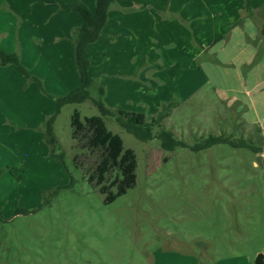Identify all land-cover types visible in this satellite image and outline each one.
Returning a JSON list of instances; mask_svg holds the SVG:
<instances>
[{
    "label": "rangeland",
    "instance_id": "374dc122",
    "mask_svg": "<svg viewBox=\"0 0 264 264\" xmlns=\"http://www.w3.org/2000/svg\"><path fill=\"white\" fill-rule=\"evenodd\" d=\"M2 14L6 34L21 21L29 30L7 4ZM24 50L32 56L26 47L7 53H18L39 81L10 65L20 87L0 85V264H194L195 257L212 264L233 255L255 264L264 255L262 132L204 91L178 102L164 127L189 145L224 135L259 151L227 144L166 151L160 140L142 142L115 117H102L91 101L62 108L53 146L45 124L64 89ZM107 96L114 111L116 102L125 110L136 104ZM157 103L142 112L155 115Z\"/></svg>",
    "mask_w": 264,
    "mask_h": 264
},
{
    "label": "crops",
    "instance_id": "0c3cea01",
    "mask_svg": "<svg viewBox=\"0 0 264 264\" xmlns=\"http://www.w3.org/2000/svg\"><path fill=\"white\" fill-rule=\"evenodd\" d=\"M77 1L95 11L96 0H64ZM5 4L30 27L26 30L21 21L8 34L0 28L3 50L26 47L32 54L27 58L35 61L30 65L43 62L64 95L77 89L80 80L71 36L82 25V16L58 10L54 0H0V22ZM262 30L264 0H116L104 35L87 48L86 57L91 61V76L103 77L100 84L107 86L106 100H134L136 104L126 111L145 114L142 108L150 102H158L157 108L172 100L183 104L205 91L242 123L264 134ZM13 81L19 88L21 77L14 66H0V85ZM114 106L125 110L119 102ZM259 256L264 261V255ZM196 260L194 264H199ZM212 264L253 261L233 255Z\"/></svg>",
    "mask_w": 264,
    "mask_h": 264
},
{
    "label": "trees",
    "instance_id": "16d2710c",
    "mask_svg": "<svg viewBox=\"0 0 264 264\" xmlns=\"http://www.w3.org/2000/svg\"><path fill=\"white\" fill-rule=\"evenodd\" d=\"M55 1L64 11L76 12L82 16V25L75 28L71 36V41L74 46V68L78 74L80 85L77 89L57 98L56 112L45 124V137L48 144L55 146L58 143L54 131V124L62 108L67 105H77L91 101L99 109L102 117H115L122 128L142 142L160 140L162 148L166 151H174L180 147L190 149L192 152H200L220 144H227L235 149L244 148L255 152L259 151L252 145V142L232 140L224 135H210L201 142L193 145L177 139L172 131L164 127V122L170 117L172 111L179 106L175 100L171 103L163 104L160 111L152 116L126 110L114 111L109 108L103 100L106 95V88L101 85L99 86L97 80L90 74L91 61L86 57V50L104 35V30L109 20V11L116 0H96L94 12L83 1L70 4L65 3L63 0ZM247 11L251 13L249 2H247ZM262 37H264V30H262ZM10 65L17 66L26 78L39 81L38 77L31 76L23 67L18 53H7L0 49V66L7 67ZM92 90L98 92V98L91 96ZM21 213L28 212L18 210L16 215Z\"/></svg>",
    "mask_w": 264,
    "mask_h": 264
},
{
    "label": "water",
    "instance_id": "95a60500",
    "mask_svg": "<svg viewBox=\"0 0 264 264\" xmlns=\"http://www.w3.org/2000/svg\"><path fill=\"white\" fill-rule=\"evenodd\" d=\"M256 264H264V261H263V256H259L257 261H256Z\"/></svg>",
    "mask_w": 264,
    "mask_h": 264
}]
</instances>
